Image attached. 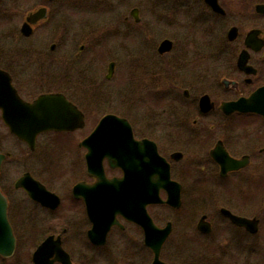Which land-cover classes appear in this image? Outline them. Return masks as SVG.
<instances>
[{
  "label": "flooded vegetation",
  "instance_id": "af4514ba",
  "mask_svg": "<svg viewBox=\"0 0 264 264\" xmlns=\"http://www.w3.org/2000/svg\"><path fill=\"white\" fill-rule=\"evenodd\" d=\"M263 7L0 0V195L15 238L0 264H36L45 241L44 264H154L146 227L168 231L159 264H264ZM43 97L80 124L36 131L46 115L25 112ZM247 102L259 110L236 108ZM170 181L172 204L159 188L165 202L145 205L148 185Z\"/></svg>",
  "mask_w": 264,
  "mask_h": 264
},
{
  "label": "water",
  "instance_id": "95a60500",
  "mask_svg": "<svg viewBox=\"0 0 264 264\" xmlns=\"http://www.w3.org/2000/svg\"><path fill=\"white\" fill-rule=\"evenodd\" d=\"M259 10L264 11L263 8H259ZM260 90L257 91L259 93ZM49 98L52 97H43L40 98L38 101L35 102V104L29 105L27 107L28 111L25 112L26 114H35L37 112H40L41 114H45L47 119L43 121H34V128L36 131L39 130H67V129H72L77 126V124H80L81 119L78 118L76 119V116L81 115L74 106L69 105L68 103H62L59 106L52 104V100H48ZM47 101H49V106L46 104ZM249 105L244 104V103H236V108L241 111H248V110H256V106H252L249 102H247ZM259 106L257 110H259ZM256 110V111H257ZM112 116H106L104 117L99 125H98V130L99 131H104L108 128V125L110 123ZM6 124L11 126V121L5 120ZM29 124H32V120L27 121ZM18 123H21V121H18ZM37 124V126H36ZM12 131L19 136V138L27 140V137L23 134L22 129H12ZM107 138L106 136H102V134H99L97 136L98 139L101 138ZM173 182H169L167 184H162V185H148L147 190H146V200H145V205L148 204H157L160 202H165L161 201L159 196H158V190L159 188H164L167 193H168V199L167 203L172 204V196H173V188H172ZM159 232V231H158ZM167 229L161 230V238L159 239H153L150 237L152 233H150L149 228L146 227V243L152 247L154 254H155V262L154 264H159L158 262V253L160 249V245L163 242L166 234H167ZM104 234H102V238ZM101 242V241H100ZM14 245H15V239L12 234L11 227L9 226L6 218V202L4 198L0 195V254L8 257L12 255L14 251ZM48 244L47 241L43 242L35 251L33 258L36 262V264H44L41 259H44V253L46 251Z\"/></svg>",
  "mask_w": 264,
  "mask_h": 264
},
{
  "label": "rangeland",
  "instance_id": "374dc122",
  "mask_svg": "<svg viewBox=\"0 0 264 264\" xmlns=\"http://www.w3.org/2000/svg\"><path fill=\"white\" fill-rule=\"evenodd\" d=\"M88 14V15H90V16H97V17H99V18H105L106 17V15H101L100 13H97V14H95V13H93V11L91 12V11H88V12H82L81 14ZM21 251H22V248H21ZM23 252H24V249H23Z\"/></svg>",
  "mask_w": 264,
  "mask_h": 264
}]
</instances>
